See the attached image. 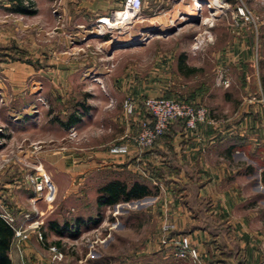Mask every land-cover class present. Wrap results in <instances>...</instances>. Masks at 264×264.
<instances>
[{
	"label": "crops",
	"instance_id": "obj_1",
	"mask_svg": "<svg viewBox=\"0 0 264 264\" xmlns=\"http://www.w3.org/2000/svg\"><path fill=\"white\" fill-rule=\"evenodd\" d=\"M28 1L35 14L14 12ZM122 1L0 0V200L15 227L34 210L32 188L21 166L24 159L33 165L39 156L62 198L68 194L75 163L111 176L140 174L136 155L111 152V147L127 143L138 132L140 111L127 117L123 97L114 91L112 102L103 99L97 84L108 83L109 77L101 71L102 62L76 57L73 45L79 44L78 50L84 45L65 38L67 34L74 38L81 28L119 10ZM77 102L87 108L73 126L84 149L75 156L69 128L56 117L63 121ZM236 126L245 128L242 123H211L190 132L172 124L170 140L158 141L139 156L145 172L141 175L157 188L160 222L167 214L176 232L190 239L203 264L264 260V141L260 134L253 143L242 134L227 135ZM34 144L46 150L36 155ZM55 147L62 155H55ZM248 148H253V155H248ZM17 242L14 237L12 264Z\"/></svg>",
	"mask_w": 264,
	"mask_h": 264
},
{
	"label": "rangeland",
	"instance_id": "obj_2",
	"mask_svg": "<svg viewBox=\"0 0 264 264\" xmlns=\"http://www.w3.org/2000/svg\"><path fill=\"white\" fill-rule=\"evenodd\" d=\"M125 23L107 29L97 26L96 20L74 38L65 37L71 44L84 45L82 50L73 45L76 57L102 62L101 71L109 77L108 83L97 84L103 99L112 102L110 92H115L122 101L132 97L140 105L146 97L193 95L192 104L205 107L212 124L245 126L244 130L236 126L227 135L242 134L253 143L260 134L264 141V0H144L135 21ZM206 30L211 40L193 51L195 37ZM189 68L196 72L187 73ZM223 80L229 81L228 87ZM67 135L77 156L84 150L81 138L77 132L74 138L69 131ZM33 146L36 155L44 150ZM52 150L62 155L58 147ZM249 154L253 148H248ZM37 157L33 165L22 160L24 173L28 178L40 166L55 184L56 195L51 202L32 203L34 210L20 226L32 222L37 226L27 229L28 239L16 238L14 264H188L158 241V194L103 207L97 215V190L106 180L100 171L72 164L68 194L62 198ZM76 218L92 220L81 223L74 234L71 225ZM54 222L70 227L59 235L50 228ZM51 246L57 252H51Z\"/></svg>",
	"mask_w": 264,
	"mask_h": 264
},
{
	"label": "built area",
	"instance_id": "obj_3",
	"mask_svg": "<svg viewBox=\"0 0 264 264\" xmlns=\"http://www.w3.org/2000/svg\"><path fill=\"white\" fill-rule=\"evenodd\" d=\"M142 6L143 0H123L121 8L113 11L111 15L106 17L112 22L115 18H118L119 20L116 21L120 23L126 20L125 25H131L136 17L139 16ZM242 15L246 20L249 19L244 11H242ZM104 20L103 17L98 18L97 26L112 29L110 24L103 22ZM205 40H211V34L207 30L195 37L192 50L195 51L199 49ZM222 83L224 87L229 86L228 80H223ZM121 105L127 117L135 115L141 106L152 120V123L146 120L141 121L138 132L134 136L128 137L127 143L111 147V152L114 154L136 155L137 163L140 162L139 156L141 153L152 146L156 139L169 129L171 122L177 119L184 120L187 130L190 132H194L199 125L212 123L205 107H195L192 104H188L176 98H166L164 96L146 97L141 101L140 105H138L132 97H125ZM69 136L71 138L76 137V129L74 127L69 129ZM34 149H36V147H34ZM136 168L142 175H145L144 170L139 164ZM33 170L34 173L27 178L33 192L32 203L35 204L39 199L51 202L56 195L55 184L42 173L40 166L35 167ZM0 219L12 226L14 237L20 239H28L27 229L36 228L37 226V222H32L15 227L14 217L1 200ZM174 230H176L175 224L170 221L167 214H165L160 225L159 243L164 247L171 248L174 256L180 261L187 262L188 264H203L197 249L192 245L187 236H169ZM49 250L53 253L57 252L55 246L49 247ZM260 264H264V260Z\"/></svg>",
	"mask_w": 264,
	"mask_h": 264
},
{
	"label": "trees",
	"instance_id": "obj_4",
	"mask_svg": "<svg viewBox=\"0 0 264 264\" xmlns=\"http://www.w3.org/2000/svg\"><path fill=\"white\" fill-rule=\"evenodd\" d=\"M13 10L14 12H18L22 14H28V15L35 14V9L31 1H28L26 5H17ZM180 70H182L181 67H180ZM186 72L187 73L196 72V69L189 68V69H186ZM192 96L193 95H189L188 97H184L183 99H181V98L172 97L171 95H164V97L166 98H176L188 104H192V100L194 98ZM194 106L197 107V105H194ZM73 107L74 109L66 116V118L63 121H60L56 117V121H58V123L61 126L69 128V129L73 127L80 120V112L81 111L84 112L85 109L87 108V106L83 102L81 103L77 102L73 105ZM77 107H80L81 109H76ZM140 115H141L140 116L141 118H140L139 124L141 121H144V120L148 121L149 123H152V120L146 114L143 107H141ZM172 124L178 125V127H182V129H186L187 131L185 122L182 119H177L170 123L171 126ZM168 131L169 129L165 131L162 135H160L156 139V141L153 143V145L148 147L147 149L152 148L158 141L168 140V139L170 140L171 136L169 135ZM134 164H135V167L138 164L139 166L141 165L140 162L139 163L136 162V157L134 158ZM101 174H102V177L105 178L106 180L97 190V197H96V208L98 210L97 215H99L100 213L99 210L103 207L114 206L115 204L119 202H128L131 200L144 199L148 196H151V195L154 196L157 194V188L152 185L151 179L149 177L142 176L141 173L140 174L136 173L137 175H134L128 172H124L123 174L116 175V176L115 175L111 176L110 173H101ZM192 204H195L193 200H192ZM91 220L92 219H88L87 222H90ZM93 220H94V225L98 224V221L96 219H93ZM87 222L83 220L82 218H76L73 224L71 225V227L75 229L74 234L79 232V227L81 223H87ZM69 227L70 225L67 222L64 223L63 226L55 222L50 224V228L54 230L55 232H57V234L59 235H61ZM183 235L184 234H178L176 230H174L170 233L169 236H183ZM13 239H14L13 227L10 226L8 223H6L4 220L0 219V264H12L9 252H10Z\"/></svg>",
	"mask_w": 264,
	"mask_h": 264
},
{
	"label": "bare ground",
	"instance_id": "obj_5",
	"mask_svg": "<svg viewBox=\"0 0 264 264\" xmlns=\"http://www.w3.org/2000/svg\"><path fill=\"white\" fill-rule=\"evenodd\" d=\"M213 2H214V1H213ZM103 18L105 19L103 22H105V23H107V24H110L111 26L116 25V23H117L116 20H119L118 18H115V20H113V22H112L111 20H108L107 17H103ZM125 21H126V20H125ZM125 21H123V24H124Z\"/></svg>",
	"mask_w": 264,
	"mask_h": 264
}]
</instances>
